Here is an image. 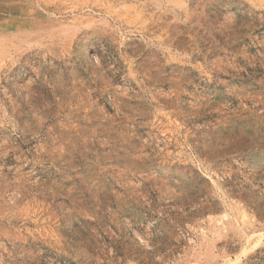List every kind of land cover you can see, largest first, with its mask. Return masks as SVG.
<instances>
[{"label": "rangeland", "instance_id": "rangeland-1", "mask_svg": "<svg viewBox=\"0 0 264 264\" xmlns=\"http://www.w3.org/2000/svg\"><path fill=\"white\" fill-rule=\"evenodd\" d=\"M0 264H264V0H0Z\"/></svg>", "mask_w": 264, "mask_h": 264}]
</instances>
